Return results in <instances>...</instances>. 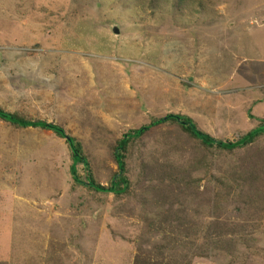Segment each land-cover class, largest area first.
Wrapping results in <instances>:
<instances>
[{"label":"rangeland","instance_id":"374dc122","mask_svg":"<svg viewBox=\"0 0 264 264\" xmlns=\"http://www.w3.org/2000/svg\"><path fill=\"white\" fill-rule=\"evenodd\" d=\"M0 109L61 126L104 187L153 119L235 142L264 120V0H0ZM125 163L128 195L91 192L62 139L0 121V264H264V135L164 124Z\"/></svg>","mask_w":264,"mask_h":264},{"label":"trees","instance_id":"16d2710c","mask_svg":"<svg viewBox=\"0 0 264 264\" xmlns=\"http://www.w3.org/2000/svg\"><path fill=\"white\" fill-rule=\"evenodd\" d=\"M253 119V118H252ZM0 121L8 123L9 125L20 129H41L53 133L58 138L62 139L68 147L71 158V165L69 173L71 179L75 184L84 186L87 190L98 193L113 195L118 198L128 195L130 193V183L126 177V155L129 145L132 141L139 139L149 132L152 128L164 124H175L178 128L187 136L197 141L202 147L213 148L216 150H222L226 152H232L236 149H242L254 142V140L264 135V120H258L259 124L257 128L252 129L250 132L239 137L235 142H222L216 140L204 132L200 131L196 124L188 117L181 115H166L164 117L153 119L147 125H144L136 130H131L127 134H124L120 140L117 141L116 146L113 149V159L117 166V172L112 176L107 186H101L98 184L92 171L90 169V163L88 158L83 152V148L75 138L66 134L65 130L55 124L28 120L19 117L18 115L7 113L0 109ZM81 165L84 173V181H81L77 175V165Z\"/></svg>","mask_w":264,"mask_h":264},{"label":"water","instance_id":"95a60500","mask_svg":"<svg viewBox=\"0 0 264 264\" xmlns=\"http://www.w3.org/2000/svg\"><path fill=\"white\" fill-rule=\"evenodd\" d=\"M115 32H117V31L115 30Z\"/></svg>","mask_w":264,"mask_h":264}]
</instances>
